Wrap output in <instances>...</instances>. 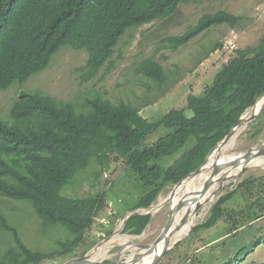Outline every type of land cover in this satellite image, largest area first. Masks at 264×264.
I'll return each mask as SVG.
<instances>
[{
	"label": "trees",
	"instance_id": "1",
	"mask_svg": "<svg viewBox=\"0 0 264 264\" xmlns=\"http://www.w3.org/2000/svg\"><path fill=\"white\" fill-rule=\"evenodd\" d=\"M202 1L0 0V90L24 84L63 48L86 54L82 70L91 79L106 66L129 30L166 20L181 5ZM240 21L222 10L203 14L182 35L163 42L176 49L211 28L226 25L233 29ZM221 47L222 43L216 42L205 59ZM136 66L137 73L148 80L159 86L167 83V74L157 61L148 58ZM263 92L264 33L254 48L236 50L202 95H188L182 109H170L158 122L140 116L146 102L134 107L123 100L113 103L96 96L85 98L83 108L78 109L72 102L46 93L20 91L6 119L0 118V196L28 201L45 226L62 227L72 238L60 243L61 250H31L0 210V229L10 236L0 264H40L58 255L67 256L83 243L104 205L103 196L73 199L63 196L62 190L92 161L97 171L112 163L124 164L137 182L151 188L130 211L146 209L163 188L172 187L197 169ZM259 120L249 125L253 138L260 133ZM158 128L166 134L143 148V139ZM168 158H173L172 164H160ZM261 218L264 173L243 178L192 229L186 241L198 237L203 245H209V252H197L190 264H236L264 238L243 241L250 226ZM150 220V216L131 217L123 232L140 235Z\"/></svg>",
	"mask_w": 264,
	"mask_h": 264
},
{
	"label": "rangeland",
	"instance_id": "2",
	"mask_svg": "<svg viewBox=\"0 0 264 264\" xmlns=\"http://www.w3.org/2000/svg\"><path fill=\"white\" fill-rule=\"evenodd\" d=\"M221 10L240 17V24L234 29L226 25L211 28L186 46L176 49L163 42V39L167 37L182 35L189 27L195 25L203 14ZM233 30L234 33L230 34ZM263 33L264 0H205L200 3L181 5L176 13L166 20L129 30L121 38L106 66L91 79L87 77L86 71L82 70L86 54L82 51L63 48L52 57L43 71L33 74L24 84L14 83L8 89L0 90V118L6 119L8 110L20 91H38L60 101L72 102L78 109L83 108L85 98L96 96L113 103L123 100L134 107H139L146 102L148 105L141 108L140 116L148 122H158L170 109H182L188 95H202L204 88L212 84L219 68L235 56V51L254 48ZM228 40L233 46L226 50L219 62L215 60L221 53L209 54L205 59V55L216 42L224 44ZM148 58L160 63L167 74L166 85L163 83L160 87L156 82L137 73L138 65L136 64ZM260 117L257 123L260 130L258 136L253 138V131L247 126L235 139L228 153H243L255 148L259 141H264V116ZM165 134V129L158 128L143 139L141 146L148 148ZM186 147L187 145L183 150ZM172 162L173 158H168L162 160L160 164L169 166ZM96 171L97 167L92 161L62 190L63 196L73 199L95 194L103 196L104 205L95 215L90 230L85 233L83 243L67 256L58 255L40 264H63L72 258L82 257L104 237L113 233L121 223L122 217L151 190L137 182L121 162L112 163ZM262 173L264 169L247 168L242 176L235 179L233 186L230 184L224 186L222 191L232 190L247 176H259ZM172 188L169 186L163 188L152 204L157 205L158 198L163 196L166 198ZM220 191L214 195V198ZM208 208L201 212L195 227L206 219ZM0 210L31 250L41 252L61 250L60 243H65L67 239L72 238L62 227L45 226L28 201L0 196ZM168 211L169 205L164 204L151 216V221L141 235L129 236L126 233L122 235L131 237L137 249L153 243L166 222ZM250 227L243 239L245 244L255 237L264 236V218L254 222ZM189 235L179 241L177 243L179 246L170 250L160 264H176L179 261H182V264H190L189 260L194 261L198 255L197 252L205 253V255L209 252V245H203L198 237L187 242ZM8 245H10V236L0 229V256ZM240 245L241 242L237 247ZM119 248L111 249L109 259L104 262L111 261ZM125 256H128V252ZM140 256V252L136 253L134 259ZM123 261L125 260L120 259L118 263H124ZM236 264H264V238L256 242Z\"/></svg>",
	"mask_w": 264,
	"mask_h": 264
},
{
	"label": "bare ground",
	"instance_id": "3",
	"mask_svg": "<svg viewBox=\"0 0 264 264\" xmlns=\"http://www.w3.org/2000/svg\"><path fill=\"white\" fill-rule=\"evenodd\" d=\"M264 104V97L257 101V108H260ZM243 130V128L239 129L235 132V134L223 145L221 148L218 158H220V163H224L225 168L223 172L218 175L217 179L215 180L214 184L207 189L203 193V186L205 182L209 179L211 174V166L215 163L217 159L216 154H210L207 159V164L205 167L199 171L198 174L191 176L187 179L184 183H182L179 187H176L172 193L173 199L171 201V205H175L178 201H187L186 205L182 208V210L177 214L175 218V224H177L180 219H185V223L178 228L176 232L167 234V240L170 238V242H174L178 238H184L187 233V230L194 226L195 223L201 217V212L207 209L215 200L214 195L220 191L225 185V182H233L238 176H242L244 173V169L242 167L243 160L245 156L244 154H237L241 155L240 162L238 165L233 166L232 161L235 160L236 154L235 153H228L229 150L233 147L234 141L239 135V133ZM245 130V129H244ZM243 130V131H244ZM261 146V145H260ZM259 146V147H260ZM231 152V151H230ZM248 168H255V169H264V156L251 158L247 161ZM222 186V187H221ZM221 187V189H219ZM203 193L202 195H200ZM200 195V196H199ZM199 196V197H198ZM159 206L158 209L154 212H157L162 208L164 204H166L167 198H158ZM196 205H199V209L195 211ZM118 226V225H117ZM120 228L117 230L116 234L111 236L107 243L103 244L101 247L96 248L88 257L89 261H105L109 259V252L114 247H120L119 251L115 254V257L111 261H115L116 264H119L118 261L120 259H124V263L120 264H149L152 259L157 255V253L162 249L163 243H159L154 249L148 252L145 249H137L136 246L133 244L131 237L120 235ZM182 231V233H181ZM128 252V256L126 257L125 254ZM141 253V256L138 257L136 260L135 255L136 253ZM130 253V254H129ZM124 255V256H123ZM125 257V258H124ZM91 262V263H93Z\"/></svg>",
	"mask_w": 264,
	"mask_h": 264
},
{
	"label": "water",
	"instance_id": "4",
	"mask_svg": "<svg viewBox=\"0 0 264 264\" xmlns=\"http://www.w3.org/2000/svg\"><path fill=\"white\" fill-rule=\"evenodd\" d=\"M263 97H264V92L262 94H260L259 97L255 100V102L244 111V113L238 118V120L231 127L229 132L209 151V153L205 157L204 161L201 163V165L197 169L191 171L190 173L187 174V176H185L184 178H182L176 184L173 185L172 190L170 191L169 195L166 197L167 198L166 204L169 205V211H168L166 222H165L159 236L157 237V239L153 243H151L149 245L142 246L140 248V249H145L148 252H150L159 243H161V242L163 243L162 249L157 253V255L152 259V261L149 264H160L162 262V260L165 258L166 254L170 250H172L179 241H181L186 236H188L195 226L194 225L187 230V233L184 236V238H181V239L178 238L174 242H170L171 241L170 238L167 240V234H169V233L173 234L174 232H176L178 230V228L180 226H182L185 223V219L182 218V219H180V221L177 224H175V218H176L177 214L187 204L186 203L187 201H178L175 205L172 206L171 201L173 199L172 193H173L174 189L176 187H179L182 183H184L191 176L198 174L199 171H201V169L203 167H205V165L207 164V159L210 156V154H212V153L217 155V159H216L215 163H213L211 166V174L209 176V179L205 182V184L203 186V193L214 184L218 175H220L225 168L224 163H222V162L220 163V158H218V154H219L221 148L235 134L236 131H238L242 127H246L249 123L256 120L264 112V104L260 108H257V106H256L257 101ZM258 144H260L261 146L260 147L257 146L254 149H249L243 153H238V154H244L242 156H245V158L243 160L244 162L242 165L243 168H247V161L249 159L264 156V142L258 143ZM240 157H241V155H236V157H235L236 159L232 161L233 166H236L239 164ZM233 182H231L232 184L229 182H225L224 185L227 186L230 184V186H233ZM221 187L219 189H221ZM230 191L231 190L228 189L226 192L220 193L217 196V198L215 199V201L209 206L208 212H209L210 208L214 205V203L223 194L228 193ZM203 193H201L200 195H202ZM158 206H159V203L157 205H152L149 207L150 210L146 211L144 213H140L139 210H135L134 212L128 213L127 215L124 216V218L122 219L118 228L113 233H111L108 237L103 239L100 243L95 245L93 248L89 249L82 257L72 258L71 260L66 261L63 264H116V262L114 260L109 261L107 263H105L103 261L93 262V261H89L88 257L96 248L101 247L104 243L106 244L107 241L110 239V237L116 234V232L119 228L122 231L129 218L137 216V215H151L154 213V211H156L158 209ZM198 209H199V205H196L195 211H197ZM91 262H93V263H91Z\"/></svg>",
	"mask_w": 264,
	"mask_h": 264
},
{
	"label": "clouds",
	"instance_id": "5",
	"mask_svg": "<svg viewBox=\"0 0 264 264\" xmlns=\"http://www.w3.org/2000/svg\"><path fill=\"white\" fill-rule=\"evenodd\" d=\"M231 29H232V28H231ZM233 29H234V28H233ZM231 32H232V31H231ZM233 33H234V30H233ZM230 34H232V33H230ZM223 46H224V44H222V47H221V48H218V49H216V50L213 52L214 55H217V51H219L218 53H221L220 56H218V57L216 58V60H215L216 62H219V61L222 59V56L224 55V53L226 52V51H222ZM211 54H212V53H211ZM213 54H212V55H213ZM202 62H203V61H202ZM200 63H201V62H200ZM165 85H166V84H165ZM165 85H164V86H165ZM261 115L264 116V112H263ZM261 115H260V116H261ZM260 116H259L258 118H261ZM258 118H257V119H258ZM254 121H255V120H254ZM254 121H253V122H254ZM253 122H251V123H253ZM251 123H249L247 126H249ZM233 125H234V124H233ZM247 126H246V127H247ZM246 127H242L243 130H244ZM230 129H231V128H230ZM243 130H242V131H243ZM242 131L240 132V134L242 133ZM228 132H229V131H228ZM228 132H227V133H228ZM240 134H239V135H240ZM239 135H238V136H239ZM238 136H237V137H238ZM262 142H264V141H259L258 143H262ZM258 143H256V146H255V147L260 146V144H258ZM253 149H254V148H253ZM236 155H237V154H236ZM247 168H248V167H247ZM247 168L244 169V172H245V170H246ZM172 187H173V186H172ZM223 188H224V187H223ZM223 188H222V189H223ZM235 188H236V187H235ZM222 189H221V191H220L217 195H219L220 193L226 192V191H224V190L222 191ZM233 189H234V188H233ZM233 189H232V190H233ZM232 190H231V191H232ZM158 195H159V194H158ZM158 195H157V197H158ZM217 195H216L215 199L217 198ZM223 195H224V194H223ZM214 201H215V200H214ZM158 203H159V202H158ZM215 203H216V202H215ZM215 203H214V204H215ZM152 205H154V204H151L150 206H152ZM150 206H149V207H150ZM149 207L146 208V209H144V208H140V209H136V210H139L140 213H141V211H143L142 213H144V212L150 210ZM210 209H211V208H210ZM134 211H135V210H133V211H130V210H129V211L126 213V215H127L128 213H131V212H134ZM209 211H210V210H209ZM154 213H156V212H154ZM154 213H153V214H154ZM208 213H209V212H208ZM153 214H151V215H137V216H150V217H151ZM123 216H124V215H123ZM123 218H124V217H122V219H123ZM129 219H130V218H129ZM129 219H128V220H129ZM150 221H151V220H150ZM124 227H125V226H124ZM146 227H147V226H146ZM194 227H195V226H194ZM123 230H124V228H123ZM123 230L120 232V235L124 234ZM142 232H143V231H142ZM126 234H127V233H126ZM141 234H142V233H141ZM141 234H140V235H141ZM109 235H110V234H109ZM109 235H108V236H109ZM128 235H129V234H128ZM129 236H139V235H129ZM105 238H106V237H104L103 239H105ZM103 262H104V261H103ZM105 263H107V262H105Z\"/></svg>",
	"mask_w": 264,
	"mask_h": 264
},
{
	"label": "built area",
	"instance_id": "6",
	"mask_svg": "<svg viewBox=\"0 0 264 264\" xmlns=\"http://www.w3.org/2000/svg\"><path fill=\"white\" fill-rule=\"evenodd\" d=\"M233 34V31L231 32ZM233 46L232 42L230 40L224 42V46L222 48V51H226L228 48H231ZM219 51H217L218 53Z\"/></svg>",
	"mask_w": 264,
	"mask_h": 264
}]
</instances>
